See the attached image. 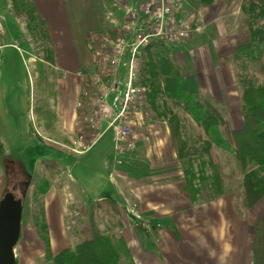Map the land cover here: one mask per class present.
Masks as SVG:
<instances>
[{
    "label": "rangeland",
    "instance_id": "1",
    "mask_svg": "<svg viewBox=\"0 0 264 264\" xmlns=\"http://www.w3.org/2000/svg\"><path fill=\"white\" fill-rule=\"evenodd\" d=\"M9 4L12 6L11 12H13L12 0H0V17L3 16L6 20L5 30L7 37L4 42L9 45L3 49L1 55L0 88L4 89L0 90L4 91L5 94L3 95L6 97L8 95V84L10 82H15L11 90L15 96L17 95L20 98L19 101L21 102V106L19 107V117L21 118L23 128L26 126V132L24 135L25 144L22 139L20 146H17L19 151L21 150V152H18L21 158L17 161L15 160L16 162L12 164H2L5 171H2L4 186L1 192V200L8 193H12L18 199L21 198L23 194H26L23 204L20 240L15 248L17 261L18 264H47L45 257L46 247L41 237L40 228L35 224V217L41 216L44 212L46 219L47 210L50 209L51 206L58 211L59 215H64L65 230L62 233V239L59 236L53 238L52 235L49 234L51 246L52 243L55 242V249H52L53 255L68 248L74 251L77 245L82 241L90 239L92 231L89 212L94 205L101 201H97L95 198L97 194L95 192L91 193L89 188H92V186H95L94 184L97 183L94 179V174L100 176V182L109 179L102 170L104 161L101 160V162H99L96 158L99 156L98 152H100L102 148H106L107 152L109 149H112L116 143V138L111 132L107 133L97 143V147L85 157L76 156L75 154L81 153H76L74 150V154L72 152L68 153L71 156H69V160H66L65 170L61 168L59 164L52 165L49 163L45 164V162L43 164H33L34 158H38L41 155H48L47 152L45 153V151L41 149H37L34 154H30L31 152L28 149V145L33 134L34 138L42 140L40 135L44 134H42L43 128L40 123V114L44 106L43 95L45 91L49 93L52 88L55 98L57 86L55 83L50 82L51 74H49L48 68L45 63H43L44 59L49 61L51 58V55L47 54L46 50L48 44L39 37L41 35H39V30L36 29L37 27L34 29H36L38 33L35 34L32 29L27 26L28 22L24 17L22 18L23 21L19 19V22L24 24L23 30H26H24L25 32L22 34L17 19L13 15H10L8 9ZM240 6H242V0H216L213 5L208 7L199 3V0H187L185 12H180V17L192 24L193 33L191 38L175 44L163 43L156 46L176 60L178 65L183 69V73L186 77L191 75L194 80L198 82L196 83L200 85V93L205 101L212 99L213 102L218 104V107L223 112L227 121V126L223 131L225 135H229L232 130H236L243 122L240 101V95L243 90V79L251 78L258 85L264 84V71L259 65L244 64L234 59V56H231L229 47L236 43L239 35L245 33L248 21L243 13H235L239 10ZM121 15V13L117 12L115 16L118 17ZM121 21L123 22V20L119 22L115 21L117 26H113V28L107 25V29L104 30L101 35L106 33L111 37H115V33L124 35L125 31L121 29L120 25ZM225 29L227 33H224ZM101 35L98 37V41H100ZM22 38H24V43L22 42ZM217 49L220 50L219 55H216ZM180 64L184 65L182 66ZM36 65L38 67V72L36 70ZM196 70L200 72V76L204 82L199 83ZM52 82H55V78L52 79ZM54 102L56 101L54 100ZM7 104L10 106L11 97H9ZM69 104V109H72V101H70ZM54 105L53 103V106ZM172 108L175 112L179 113L181 117H187V124L190 125L188 133L198 134L195 124L188 121V116L178 107L173 106ZM76 110L78 112V121L80 122L81 113L77 108ZM8 111L9 110H5V108H1L2 113ZM143 113L145 115V124L144 121H141V124H138L139 126L134 127L137 135L135 148L123 152L117 151L119 155L127 153L125 156H122H127L130 163L136 164V168L140 171L147 170L148 172L149 170L150 175L154 176L159 172L158 170L168 174H164V177L160 179L153 177V179L149 180L150 184L145 183L141 185L138 183L136 185L137 188H133L134 193L138 195H136V197H129V190L135 186V182H131L130 176L126 175L129 174V171L128 168L123 165L122 160H118L113 175L116 180L114 183L116 189L115 198L117 200L116 204H118L116 205L115 202L113 203L118 208V213L113 211L111 205L107 204L100 205L93 209V221L95 226L101 233L112 237L124 236L125 222L127 221L134 225L132 217L136 218L135 215L141 216V187L154 188L155 193V189H159L161 190L160 196L162 195L163 197V193L171 191L164 188L173 183V190L171 192L173 200L169 201L166 197H160L161 200L156 201L154 205H152L153 207L149 208V215L154 213L165 214L169 213V211H175L176 209L183 211L186 210L190 204L192 206H198L192 204L181 189L184 186V173L177 159L176 150L166 120L158 118L149 107H147ZM12 114L17 115V112H12L10 115ZM185 119L186 118L183 120L185 121ZM81 127L83 128V132L81 131L82 134H80L78 138H87L89 136L87 132L88 129L86 128L85 130V126ZM48 135L52 137L50 134ZM142 140H145L147 144V146L144 147V152H140L139 149H137L138 144H140ZM43 141H47L46 136H43ZM87 141L90 143L89 140ZM107 152L103 154L105 157H108ZM213 152L215 159L219 162L226 175H230L233 171L237 170L236 164L229 152L217 148H215ZM107 162L112 163L113 156H111ZM146 164H148V166H145ZM99 168L102 170L100 172L104 174L103 176L97 171ZM42 181H47L50 184L49 192L45 196H35L37 186ZM77 182L81 185L77 184ZM240 183L241 178L239 176L227 181V191L230 192V190L237 189ZM102 189V191L108 193L106 195H109L110 191H114L107 185ZM177 194H180V196L184 198L181 197V199H178L176 197ZM148 196L156 197L157 194L153 195V193H149ZM185 198L189 200L187 201ZM107 199L110 200V197ZM234 205L235 208H237L236 204ZM143 210L145 211L146 207H144ZM254 211V216L263 213L264 201L260 203ZM138 220L142 221V224L147 227L145 231H148L150 239H152V236L153 238L157 236L156 232H153L152 225H149L147 222V217H141ZM118 222L122 224V228H120ZM250 223L252 222L249 219V224ZM135 228L137 229L138 236H144V232L142 230L140 231L139 227Z\"/></svg>",
    "mask_w": 264,
    "mask_h": 264
},
{
    "label": "crops",
    "instance_id": "2",
    "mask_svg": "<svg viewBox=\"0 0 264 264\" xmlns=\"http://www.w3.org/2000/svg\"><path fill=\"white\" fill-rule=\"evenodd\" d=\"M31 3L35 7L38 15L46 23V29L50 39L51 58L49 61L44 59L43 63H45L49 70V74H51L50 82L55 83L57 89L55 98L52 88L49 93L45 91L43 95L44 106L40 114V123L43 132L45 130L46 133L42 132L44 135H40L42 140L34 138L33 134L28 149L31 152L30 154H34L37 149L44 150L45 153L47 152L48 154L47 156L41 155L38 158H34L33 164H43L44 162L45 164H59L60 167L65 170L66 160H69V156H71L68 153H75L73 150L77 146L74 143L78 142L80 138H78V136L83 132L82 125L78 121L76 102L86 86L89 75L95 70L92 50L93 40L99 37L108 26L112 28L113 26H117L115 21L119 22L123 20L120 24L123 27V25L126 24L127 11L129 9L135 10L139 7L140 0H31ZM176 3L179 13L185 12L187 0H176ZM11 8L12 6L9 4L8 9L10 15H13L17 19L21 27V32L24 34L26 31L25 29V31L23 30L24 24L19 22V19L23 21V17L18 16L14 11L11 12ZM117 12L122 15L116 17L115 15ZM235 13L242 14L241 6ZM0 18L4 17L2 16ZM5 21L4 18V28L6 26ZM246 32L247 24L244 34H246ZM224 33H227L226 29ZM218 34L220 36L219 32ZM241 36L242 35H239L236 43L229 47L231 56L235 55L236 45ZM6 37L5 30L2 38V43L5 48L9 46L4 42ZM23 40L24 38H22V42ZM219 51L218 49L216 50V55H219ZM184 64L180 65L183 66ZM36 70L38 72L37 65ZM196 72L199 83L204 82L200 76V72L197 70ZM53 78H55V82H52ZM187 82L191 90L201 92L200 85H197L198 82L195 81L191 75L187 77ZM14 83L15 82H10L8 84V95L6 97L3 95L5 94L4 91L0 90V201L2 197V188L4 186L2 171H5L2 164H12L21 158L18 155V152H21V150L19 151L17 146H20L22 139L25 144L24 135L26 126L23 128L21 118L19 117V107L21 106V102L19 101L20 98L17 95L15 96L11 90L15 85ZM9 97H11L10 106L7 104ZM54 100L56 102H54ZM70 101L73 103L72 109H69ZM53 103L55 104L54 106ZM1 108H5V110L9 111L2 113ZM12 112H17V115H10ZM242 125L243 122L237 129L242 127ZM43 136H46V142L43 141ZM97 143L88 151L75 155L78 157L89 155L97 147ZM146 146L145 140H142L140 144H138L137 149H139L140 152H144V147ZM105 152H107L106 148H102L100 152H98L100 157L97 156L96 159H98L99 162H101V160L104 161L102 170L109 179L100 182V176L94 174V179L97 183L94 184L95 186H92V188H89L91 193L95 192L97 194V197H95L97 201L109 200L107 198L110 197V200L116 204V189L114 185L116 180L113 175L118 160H122L123 165L128 168L130 174L126 175L130 176L131 182H135V186L129 190V197H136V195H138L133 191V188H137L136 185L138 183L141 185L145 183L150 184L149 180L153 179V177L160 179L164 177V174H168L160 172V170L157 169L159 174L157 173L154 176L150 175L149 170L148 172L147 170H138L136 164L130 163L127 156H122H125L127 153L119 155L115 144L114 147L107 152L108 157L103 155ZM111 156H113V162H107ZM120 165L123 166L122 164ZM145 166H148V164ZM102 170L99 168L97 171L100 172ZM103 175L104 174L101 173V176ZM77 184L80 183L77 182ZM105 185L109 186V188L114 191H110L109 195H106L108 193L102 191ZM172 185H168L164 188L171 191L163 193V197L162 195L160 196L161 190L159 189H155V193L154 188L141 187L140 208L143 210V208L146 207V210H140L141 216L135 215L136 218L132 217L134 225L127 221V223L125 222V234L123 236L135 264H253V253L252 248H250L251 227L259 217V215H253L256 208L251 210L252 212L248 211L240 215L237 208H235V203L231 196L226 194L213 202L200 204L198 206H192L190 204V206L183 211L176 209L175 211H169V213L165 214H160L158 212L159 214L154 213L149 215V208L153 207L152 205H154L156 201L164 197L169 201L173 200V195L171 194L173 190ZM149 193H153V195L157 194V196L149 197ZM176 197L181 199L183 196L177 194ZM139 217L148 218L147 222L149 225H152L153 232H156L157 236H154V238L152 236V239L149 238L150 235H148V231H145L147 227L142 224V221L138 220L140 219ZM249 219L252 222L250 223L251 225L249 224ZM46 221L49 234L52 235L53 238L59 236L62 239V233L65 230L64 215H59L58 211L51 206V208L47 210ZM135 227H139V230L144 232V236H138ZM51 248L55 249V242L52 243ZM16 264H18V261Z\"/></svg>",
    "mask_w": 264,
    "mask_h": 264
},
{
    "label": "trees",
    "instance_id": "3",
    "mask_svg": "<svg viewBox=\"0 0 264 264\" xmlns=\"http://www.w3.org/2000/svg\"><path fill=\"white\" fill-rule=\"evenodd\" d=\"M215 1L200 0V3L208 7ZM12 3L13 11L26 18L28 27L35 34L38 33L36 29L39 30V37L48 44L47 54L51 55L46 23L31 0H12ZM241 10L248 20L247 32L237 42L234 59L244 64L259 65L264 71V0H242ZM156 46L159 45L152 44L144 50L139 85L146 89L150 110L168 124L184 173L183 193L196 205L213 202L229 194L240 215L255 209L264 201V84L258 85L251 78L243 79L240 95L243 125L225 135L223 131L227 121L218 104L212 100L205 101L200 92L191 90L176 60ZM173 106L188 116L198 134L188 133L187 117H181ZM215 148L229 152L237 170L226 175L214 157ZM236 176L241 178L240 186L228 192L227 181ZM49 187L47 181L40 182L35 196L47 195ZM103 204L111 205L118 213V208L110 200L94 205L89 212L91 238L82 241L74 251L68 248L57 255L52 252L44 212L35 217L46 247L47 264H134L123 236L105 235L95 226L93 209ZM118 224L122 228V224ZM251 229L253 264H264V212Z\"/></svg>",
    "mask_w": 264,
    "mask_h": 264
},
{
    "label": "built area",
    "instance_id": "4",
    "mask_svg": "<svg viewBox=\"0 0 264 264\" xmlns=\"http://www.w3.org/2000/svg\"><path fill=\"white\" fill-rule=\"evenodd\" d=\"M121 29L124 35L111 37L106 33L100 41L98 37L93 40L95 70L76 102L80 122L89 136L74 143L76 153L88 151L109 132L116 138V150L135 148L134 127L141 121L145 124L143 111L148 107L146 89L139 85L145 48L189 40L193 33L192 24L180 17L176 0H140L139 7L127 11ZM4 30V18H0V62Z\"/></svg>",
    "mask_w": 264,
    "mask_h": 264
},
{
    "label": "water",
    "instance_id": "5",
    "mask_svg": "<svg viewBox=\"0 0 264 264\" xmlns=\"http://www.w3.org/2000/svg\"><path fill=\"white\" fill-rule=\"evenodd\" d=\"M26 194L16 198L8 193L0 201V264H16L15 248L21 235L23 204Z\"/></svg>",
    "mask_w": 264,
    "mask_h": 264
},
{
    "label": "clouds",
    "instance_id": "6",
    "mask_svg": "<svg viewBox=\"0 0 264 264\" xmlns=\"http://www.w3.org/2000/svg\"><path fill=\"white\" fill-rule=\"evenodd\" d=\"M223 258V257H222Z\"/></svg>",
    "mask_w": 264,
    "mask_h": 264
}]
</instances>
